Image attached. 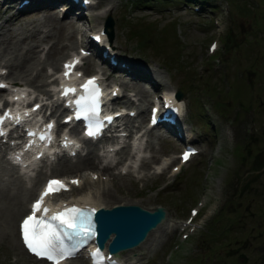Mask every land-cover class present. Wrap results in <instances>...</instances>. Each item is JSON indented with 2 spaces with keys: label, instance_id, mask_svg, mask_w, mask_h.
Returning <instances> with one entry per match:
<instances>
[{
  "label": "rangeland",
  "instance_id": "rangeland-1",
  "mask_svg": "<svg viewBox=\"0 0 264 264\" xmlns=\"http://www.w3.org/2000/svg\"><path fill=\"white\" fill-rule=\"evenodd\" d=\"M245 1L230 0L227 8L226 0H219L214 11L202 15L194 13L177 0H169L166 6L156 2L143 5L130 0H97L96 6L86 9L79 28L57 16L54 11H49V5L26 9L14 19L0 8V66L6 70L1 78L24 82L27 91V87H31L35 90L39 88L42 94L46 92V80L40 82L47 74L44 67L52 66L51 59L55 62L73 46L75 31L82 29V36H85L86 29L102 22L105 9L101 10L102 14L94 16L93 13L103 5L110 6L107 12L113 19L111 41L117 52L145 67L141 68V72L155 78L157 84L154 90L173 87L183 91L181 114L186 127L195 131L197 128L199 133L205 134L199 137L203 143L199 153L171 176H168V167L159 173L151 172L149 160L155 155L157 159L159 153L174 150L176 146L173 142L167 143L164 138H157L153 131L147 135L144 130L140 144L148 150V156L143 157L147 162H143L142 158L136 167L128 165L130 171L140 172L141 176L127 171L118 173L117 166L113 169L117 159L130 155L124 146L110 151L106 156L111 164L106 162L108 168H102L104 178L98 176L78 188L95 194L102 204L133 201L145 207L157 202L165 206L168 218L156 223L143 241L130 251L119 252L125 259H129L133 253L131 259L135 264H264V0H258L255 8H251V4H255L251 0ZM50 14L52 19L48 17ZM209 14L213 17L212 21L208 18ZM214 36L217 37L218 47L209 54L206 52V42ZM6 40L16 49L11 50L6 46ZM16 52L22 57L20 54L14 56ZM87 58L96 65L93 56ZM12 63L16 67L21 63L23 69L26 67L22 72H11ZM97 66L101 69L103 65ZM88 67L84 64L82 70H93V67ZM36 71L43 72L38 76L40 81L29 82ZM130 76L134 78L120 75V79H126L120 82V87L136 98V102L131 104L138 108V113L134 116L136 120L134 117H124L123 120L127 123H144L146 100L153 88L144 86L142 80L135 81L137 76ZM227 83L229 86L226 88ZM32 94L29 93V97ZM119 100L129 103L128 97L123 96ZM201 105L210 113L206 114L209 124H204L206 119ZM246 131L248 137L242 140ZM99 142H93L91 146ZM239 143H243L241 147H235ZM220 144L221 148L215 150L214 147ZM86 153L67 158V161L70 164L79 163ZM90 154L94 155L92 152ZM61 159H64L62 154L53 160L40 159L35 164L38 167L35 174L25 179L22 177L24 180L21 182V178L0 154V190L23 197L24 208L41 171L49 169L54 173L59 172L60 166L66 164ZM88 159L91 160V157ZM118 174L119 179L113 183L114 176ZM168 179V184L157 187L158 183L161 186ZM105 188H111L114 195L108 197L104 194ZM200 193H204L206 200L199 214L202 217L200 225L202 227L206 222L209 225L201 231L200 228L196 229L194 239L188 237L178 248L173 247L179 232L171 229L169 219L185 216L189 204ZM5 220L8 217L0 219L3 222L0 223V264H44L19 247L15 222L11 233V224ZM189 243L194 245L190 255ZM75 264L82 263L77 259Z\"/></svg>",
  "mask_w": 264,
  "mask_h": 264
},
{
  "label": "snow or ice",
  "instance_id": "snow-or-ice-1",
  "mask_svg": "<svg viewBox=\"0 0 264 264\" xmlns=\"http://www.w3.org/2000/svg\"><path fill=\"white\" fill-rule=\"evenodd\" d=\"M96 39L99 40V37H96ZM215 47L213 45V49ZM75 63H78V61L73 62V65ZM71 66L65 65V68L67 69ZM67 74L66 71L65 75ZM94 83L95 77L91 78L84 87L87 89ZM2 87L4 85L0 84V88ZM67 91L72 92L74 89H68ZM85 99L86 97H81L76 101V104L78 106L81 105ZM84 114V111L78 110L77 118H80V115ZM2 122L3 119L0 118V123ZM49 128H51V125H49ZM2 135L4 133L0 130V136ZM87 135L92 136L94 132L89 129ZM189 155L190 153L186 152L184 159L187 160ZM72 183L79 185L78 180H73ZM62 190H68L62 181L50 180L41 192L40 197L33 203L31 214L24 218L20 226L21 236L28 250L38 258L50 261L51 264H61L63 260L74 258L79 247L82 243L86 242V238L94 235L91 227L85 228L87 221V216L85 215L86 210L74 206L48 216L49 209L47 207L42 208L46 196L59 193ZM38 212H42V214L37 216ZM193 214L195 215V212ZM76 237L84 239L74 242L71 245L65 243V238L72 241ZM91 255L94 258V264H97L96 258L100 260L104 258L100 248H97Z\"/></svg>",
  "mask_w": 264,
  "mask_h": 264
},
{
  "label": "bare ground",
  "instance_id": "bare-ground-1",
  "mask_svg": "<svg viewBox=\"0 0 264 264\" xmlns=\"http://www.w3.org/2000/svg\"><path fill=\"white\" fill-rule=\"evenodd\" d=\"M103 10V9H102ZM64 12H65V10H64ZM94 14V16L96 15V14H102V11L100 10L99 12H95V13H93ZM18 17L19 16V14L17 13L16 15H12V17H13V19L15 18V17ZM11 17V18H12ZM48 17L50 18V19H52L53 18V16L50 14V15H48ZM13 19H11V20H13ZM62 24V23H61ZM66 24H67V22H66ZM63 26H65V25H63ZM62 26V27H63ZM60 27V26H59ZM73 27V26H72ZM76 28V27H75ZM5 41V40H4ZM5 45L6 46H8L11 50H14V49H16L15 48V46H13L8 40H6V43H5ZM52 45V44H51ZM55 46V45H54ZM59 46V45H58ZM56 47V46H55ZM69 47V46H68ZM4 48H5V46H4ZM64 48V47H63ZM26 49V48H25ZM28 50H30V48L28 49ZM49 50V49H48ZM55 50V49H54ZM59 50V49H58ZM26 51V50H25ZM30 52V51H29ZM36 52V51H35ZM35 52H34V55L33 56H35ZM26 53V52H25ZM28 53V52H27ZM20 53L19 52H16V54H14V56H16V55H19ZM23 54V53H22ZM31 54H33V52L31 53ZM30 54V55H31ZM19 56H21V54L19 55ZM32 56V57H33ZM78 55H77V52L74 54V56H72V58H70V59H68V60H66V62L64 63V68H65V65H69V63H70V61H71V59L73 60H79V58L77 57ZM22 57V56H21ZM24 58V57H23ZM50 58V57H49ZM14 59H16V58H14ZM17 59H18V57H17ZM26 59V58H25ZM19 60V59H18ZM54 60V59H53ZM14 61V60H13ZM52 63H53V67H55L56 68V63L55 62H57V61H55V62H53L52 61V59L50 60ZM15 62V61H14ZM13 62V63H14ZM17 62V61H16ZM11 64V69H10V71L11 72H13V71H19V72H22L24 69H25V67H24V69H23V64L21 63V64H17L18 65V67H16L15 65L16 64ZM51 63V64H52ZM51 66H48L47 68L49 69ZM136 68L138 69V66H136ZM145 68V67H144ZM71 73H70V75H74L75 73H76V66H72L71 68ZM117 69L118 70H120V71H122L121 69H119L118 67H117ZM94 70H97V69H94ZM49 71V70H48ZM57 70H55V71H53V72H56ZM91 71H93L92 69H91ZM98 71V70H97ZM9 72V71H8ZM86 72H88V71H86ZM145 72H146V70H145ZM43 74V72H41V71H36L34 74H33V77L31 76L30 78H29V82H31L32 83V81H34L35 82V80H39L40 81V77L38 78V76H41ZM93 74H94V76H95V74L96 73H94L93 72ZM134 75L133 73H128V75ZM9 76V75H8ZM134 76H136V75H134ZM0 77H2L1 75H0ZM78 76L76 75V78H77ZM31 78H33V79H31ZM67 78H68V75H63L62 77H61V80H60V82L61 83H67V81H69V80H67ZM107 78V77H106ZM13 79V78H12ZM108 79V78H107ZM108 81L110 82L111 81V79H108ZM40 82H42V81H40ZM120 82H122V81H119L118 83H114L115 84V88L118 86V85H120ZM17 83V82H16ZM37 83H38V81H37ZM23 85H25L24 83H22ZM126 85V84H125ZM25 86H27V85H25ZM36 86H37V84H36ZM38 87V86H37ZM36 87V88H37ZM24 89H25V87L23 86L22 88H20L19 89V91H14L12 94H10V97H13V99L14 100H12V102H13V104H14V108H16V107H18L19 106V110L21 109V107H22V105H21V102H22V100L24 99V98H27L26 96L27 95H29V92L27 91V93H26V95H25V97H22L23 95H24ZM170 91H171V89H170ZM20 111H18L17 113H19ZM138 145V144H137ZM139 148V147H138ZM137 148V149H138ZM62 160V159H61ZM69 162V161H68ZM143 162H145V161H143ZM73 166H76L75 164H72L71 163V165H66V169L65 170H74V168H73ZM102 170V169H101ZM100 172H102L103 173V171H100ZM17 175H18V173H17ZM17 175H15V176H17ZM119 175V174H118ZM118 175H115L114 176V181H113V183L116 181L117 182V179H119L118 177H120V175L118 176ZM40 176V175H39ZM38 176V177H39ZM69 177H74V175H72V176H69ZM18 178V177H17ZM36 177H34V179H35ZM1 179V178H0ZM10 179H12V178H10ZM15 180V179H14ZM18 180H20V179H18ZM17 180V181H18ZM24 180V179H23ZM76 180H78L79 181V177H77L76 178ZM2 181V180H1ZM16 181V180H15ZM34 181V180H33ZM62 181H64L67 185H70V184H72V180L70 179V178H68V177H62ZM21 182H23V181H21ZM2 183V182H1ZM4 183H5V181H4ZM13 183V182H12ZM19 183H20V181H19ZM33 183H35V182H33ZM112 183V184H113ZM14 184V183H13ZM18 184V183H17ZM21 184V183H20ZM19 184V185H20ZM23 184V183H22ZM1 185H3V186H5L3 183L1 184ZM7 185V184H6ZM8 185H9V183H8ZM14 185H16V184H14ZM10 186H11V183H10ZM32 186V185H31ZM35 186H36V184H35ZM8 187V186H7ZM14 187V186H13ZM0 188H1V186H0ZM9 188V187H8ZM19 188V187H18ZM23 188H24V186H23ZM22 188V189H23ZM34 188V187H33ZM11 189H12V187H11ZM18 190V189H17ZM73 190H75L74 191V193H73ZM105 191H104V194H106L108 197H112L113 195H114V192L111 190V188H105L104 189ZM6 191H7V189H6ZM13 191V190H12ZM30 191H32V188H31V190ZM29 192V191H28ZM9 193H10V191H9ZM14 193H16L15 191H14ZM61 194H59V196H57V197H55V198H48V196H46L47 198H46V201H45V203L47 204V206H48V208L49 209H54L55 207H57V206H59V205H61L63 202H74V203H76V204H85V203H87V204H89V205H91V206H93V207H96V206H98V205H100L101 203H100V199H99V197L98 196H96L95 194H93V193H89V192H87V190H85L84 192L83 191H81V190H79L78 188H70V190H68V191H61L60 192ZM18 194L20 195V191L18 192ZM22 194V193H21ZM24 194V193H23ZM26 195H28V194H26ZM26 195H24V196H26ZM62 195V196H61ZM23 196V195H22ZM23 198V197H22ZM21 197L19 198V197H17L15 194H8V193H6L5 191H4V189L3 190H0V217L2 218V217H8V220H5V221H9L10 222V224H11V229H10V227H8L7 225H6V228L8 227L10 230H11V233H13V224H14V222H15V220H16V217H17V215L19 214V212H21V210H22V208H23V206H22V203L24 204V202H22L21 201V199H22ZM26 198V197H25ZM24 198V199H25ZM23 199V200H24ZM25 201V200H24ZM121 203H126V202H121ZM105 205V204H104ZM0 218V219H1ZM4 219V218H3ZM166 220V219H165ZM8 222V223H9ZM0 223H3V222H0ZM5 223V222H4ZM161 223V222H160ZM10 224H9V226H10ZM15 225V224H14ZM5 228V227H4ZM7 228V229H8ZM2 229V228H1ZM4 231V230H3ZM14 235V234H13ZM12 237V236H11ZM5 239V238H4ZM14 240V239H13ZM17 240L18 239H16V242H17ZM14 244H15V242H14ZM18 245V244H17ZM15 247V246H14ZM20 247V246H19ZM21 248V247H20ZM82 262V261H81Z\"/></svg>",
  "mask_w": 264,
  "mask_h": 264
},
{
  "label": "water",
  "instance_id": "water-1",
  "mask_svg": "<svg viewBox=\"0 0 264 264\" xmlns=\"http://www.w3.org/2000/svg\"><path fill=\"white\" fill-rule=\"evenodd\" d=\"M104 24L110 38L112 36V19L107 16ZM99 233L112 232L113 237L109 242V249L116 250L120 247L135 244L145 232L159 221L164 211L161 207L155 206L151 210L141 207L136 203L116 204L111 207H98Z\"/></svg>",
  "mask_w": 264,
  "mask_h": 264
},
{
  "label": "trees",
  "instance_id": "trees-1",
  "mask_svg": "<svg viewBox=\"0 0 264 264\" xmlns=\"http://www.w3.org/2000/svg\"><path fill=\"white\" fill-rule=\"evenodd\" d=\"M135 2H142V1H146V0H134ZM243 2H246L245 0H243ZM241 8V7H240ZM251 8H255L254 6H252ZM243 9V8H241ZM244 9H246V7H244Z\"/></svg>",
  "mask_w": 264,
  "mask_h": 264
}]
</instances>
